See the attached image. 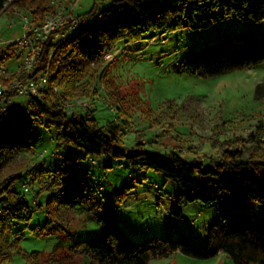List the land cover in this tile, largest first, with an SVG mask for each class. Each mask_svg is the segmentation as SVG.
I'll return each mask as SVG.
<instances>
[{"label":"rangeland","instance_id":"rangeland-1","mask_svg":"<svg viewBox=\"0 0 264 264\" xmlns=\"http://www.w3.org/2000/svg\"><path fill=\"white\" fill-rule=\"evenodd\" d=\"M66 1H78L76 12L84 14L94 2L101 0ZM25 10L29 12L30 9ZM15 22L14 27L9 28L10 14L6 11L0 13L3 38H14L20 34L17 31L21 26L19 18ZM235 33L264 36V19L260 22L223 20L207 29L183 28L167 34L152 33L133 43L121 42L114 53L107 54L96 64L105 70L102 79L93 84L95 95L90 98L77 96L71 100L75 106L73 112L81 114L85 107L92 108L100 125L112 120L120 121L127 132L124 142L130 148L136 145L140 132L151 150L167 151L179 147L186 159L199 156L208 161L210 157L220 156L208 140L217 137L230 140L237 136L242 138L246 158L264 154V142L255 143L252 138L258 120L264 118V62L213 77H202L189 69L195 55ZM90 75L82 81L91 82ZM189 97L198 100V120L176 112L171 118H161L160 122L151 125L150 121L156 122L160 115L168 117L163 112L168 113L169 108L174 107L168 106V102L182 107ZM9 110L23 114L31 140L17 160L0 175V181L18 171L25 172L14 187L23 192L29 202L30 218L13 223L12 240L21 235L19 247L22 253H14L6 264H99L86 255L83 242L103 232L108 220L106 207L113 204L117 191L128 186L136 188L137 197L122 207L115 205L113 209L120 230L134 242L151 236L175 239L183 234L192 243L203 244L208 227L224 215L247 214L264 220V208L256 201L211 205L200 201L185 202L181 205L182 216L175 218L168 211L167 196L176 192L177 185L163 172L133 166L126 157L88 155L73 146H58L54 128L33 120L32 107L26 96L16 97ZM225 121L235 122L236 127L230 129V124H226L227 127L218 130ZM72 158L76 161L70 160ZM71 166V179L64 194L50 202L51 193L44 190L48 173ZM44 168L47 171L42 181L31 183L27 174L30 176ZM28 182L30 190L24 191ZM102 199L104 204L100 208ZM51 219L54 222L48 223ZM150 264L233 262L224 252L209 259L177 253L168 258L154 259Z\"/></svg>","mask_w":264,"mask_h":264},{"label":"trees","instance_id":"trees-1","mask_svg":"<svg viewBox=\"0 0 264 264\" xmlns=\"http://www.w3.org/2000/svg\"><path fill=\"white\" fill-rule=\"evenodd\" d=\"M8 1L0 0V13L14 7L30 9L33 13L45 12L52 7V0H14L6 8ZM156 1L94 2L89 11L77 14L83 22L75 32L59 41L49 37L33 71L34 74L48 72L49 89L42 99L28 97L33 120L47 128H54L58 146H73L88 155L126 157L133 166L163 172L177 185L176 192L167 196L168 211L175 218L182 216L181 205L185 202L200 201L211 205L256 201L264 208V154L246 158L241 137L208 140L219 151L218 158L210 157L208 161L199 156L186 159L179 147L167 151L151 150L145 145L144 135L140 132L136 145L130 148L124 142L127 132L120 121L112 120L100 125L92 108L85 107L81 114L70 113L65 108L77 96L90 98L95 95L93 84L102 79L105 70L96 67V64L107 54L114 53L121 42L133 43L152 33L167 34L183 28L207 29L223 20L260 22L264 19V0H166L160 4ZM263 62L264 36L235 33L195 55L189 69L193 74L213 77ZM89 74L92 81H82ZM167 105L174 106L169 108L168 113L163 112L168 117L160 115L156 122L150 121L151 125L160 122L161 118H171L176 112L198 120L199 103L193 97L187 98L182 107L171 101ZM24 122L21 112L12 113L8 109L0 113V175L17 160L23 148L29 146L31 133ZM222 125L218 130L227 126L230 129L236 127V123L231 121ZM262 136L263 117L256 124L253 141L264 142ZM70 160L76 161V158ZM72 167L57 168L48 173L44 190L51 193L50 202L52 198H60L64 194L65 186L71 179ZM45 171L47 169L44 168L30 176L27 174L30 182L40 183ZM24 174L18 171L0 181V264L10 262L16 252L22 253L19 247L21 235L13 240L12 236L13 223L30 218L29 202L24 193L14 187ZM28 184H25L24 191L26 186L30 190ZM136 197L134 186L124 187L114 194L113 204L105 210L108 220L103 232L83 242L89 258L99 264H150L154 259L168 258L177 253L209 259L224 252L233 264H264V220L254 215L222 216L220 221L208 227L203 244L192 243L183 234L175 239L151 236L141 242L130 240L120 230L113 208L115 205L122 207ZM103 204L102 199L100 208Z\"/></svg>","mask_w":264,"mask_h":264},{"label":"built area","instance_id":"built-area-1","mask_svg":"<svg viewBox=\"0 0 264 264\" xmlns=\"http://www.w3.org/2000/svg\"><path fill=\"white\" fill-rule=\"evenodd\" d=\"M13 1L9 0L5 7ZM77 5L78 1L52 0V7L45 12L33 13L20 7L5 10L10 14L9 28H13L19 18L21 31L14 38L6 39L0 34V113L7 112L18 96L35 99L45 96L49 89L48 72L34 74L33 71L49 37L59 41L75 32L83 22L77 15ZM74 107L73 101L65 106L70 113ZM25 190L28 191L27 186Z\"/></svg>","mask_w":264,"mask_h":264},{"label":"crops","instance_id":"crops-1","mask_svg":"<svg viewBox=\"0 0 264 264\" xmlns=\"http://www.w3.org/2000/svg\"><path fill=\"white\" fill-rule=\"evenodd\" d=\"M17 31H19L18 33H20V31H21V27L17 30ZM16 33V32H15ZM17 35V34H16Z\"/></svg>","mask_w":264,"mask_h":264}]
</instances>
